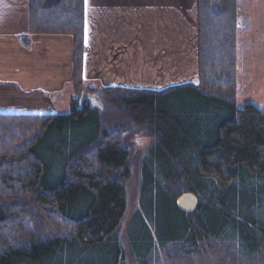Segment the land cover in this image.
Returning <instances> with one entry per match:
<instances>
[{
  "label": "trees",
  "instance_id": "obj_1",
  "mask_svg": "<svg viewBox=\"0 0 264 264\" xmlns=\"http://www.w3.org/2000/svg\"><path fill=\"white\" fill-rule=\"evenodd\" d=\"M85 1L29 0L30 34L72 37V90L85 82ZM197 13L196 83L108 86L101 107L78 99L66 114L0 113V264H77L97 249L104 264H119L129 140L138 135L150 140L140 174L147 188L170 189L181 227L164 245L180 242L188 257L201 240L240 229L239 193L251 196L244 186L264 181V112L236 103L239 0H197ZM184 192L199 198L196 213L177 208ZM250 204L264 213L259 195ZM135 214L126 230L132 240L141 234ZM257 240L244 256L262 250Z\"/></svg>",
  "mask_w": 264,
  "mask_h": 264
},
{
  "label": "rangeland",
  "instance_id": "obj_2",
  "mask_svg": "<svg viewBox=\"0 0 264 264\" xmlns=\"http://www.w3.org/2000/svg\"><path fill=\"white\" fill-rule=\"evenodd\" d=\"M239 4L238 96L236 103L238 107H241L246 102H252L264 112V0H239ZM196 6V0H177L174 12L165 13L166 16L161 14L160 22H156V15L150 18L154 23L146 20L150 21L148 28L155 25L153 35L147 39V41H154V46L149 47L152 46L151 41L150 44H147L145 38L144 53L138 49L135 56V45L127 41V58L123 60L133 63V65L140 64L144 67V73L138 68V74L133 77L129 74L132 69L129 72L127 69L128 81L116 84V86L160 90L181 83H196L198 80ZM129 11V9L124 10L120 18L126 19L131 15ZM136 14L141 17L143 15L140 12ZM133 15L132 13L131 18ZM167 23H170L172 27L175 26V29L172 27L167 29ZM158 24L161 28L156 27ZM145 29L147 31V27ZM123 31L126 30L123 29ZM30 39L31 34L20 37L21 43L28 42ZM147 48L153 52L148 51ZM172 52L175 54L174 58L170 54ZM141 54H143V58H141ZM68 86L71 87V84ZM105 87L107 86L101 82L83 83L77 90L61 94L53 104V112L57 114L69 113L72 102L81 99L83 93L101 99V90ZM83 100L92 104V100L89 98ZM93 105L100 107L96 101ZM129 143L132 147V174L126 182L128 211L119 229L123 249V260L119 264H264V246L260 252L255 255L251 254L250 257L243 254L257 250L261 245V243L258 244L257 239H264V226L263 228L255 226L257 218L264 221V213L255 211L253 207L250 209L252 197L258 195L259 203L264 205V181L244 186L252 191L251 196L243 194L244 192L239 193L238 205L235 206V209L239 210L243 224L238 231L229 228L222 231L218 240H201L196 245L194 254L187 257L180 252V242L164 245L170 237H176L181 233V227L175 224V219H178V216L172 210L173 204L170 201L173 199L170 189L167 190L163 186L147 188L150 184L140 174V160L150 148V140L138 135L130 138ZM134 214L135 225L140 227L141 234L135 233L136 238L132 240L128 238L126 230L129 228ZM229 233L232 237L231 241L226 240L231 239L228 238ZM187 246L185 245L184 249H187ZM102 252L97 249L93 253L79 257L77 264H104L107 258H105L106 254L104 252L102 254Z\"/></svg>",
  "mask_w": 264,
  "mask_h": 264
},
{
  "label": "crops",
  "instance_id": "obj_3",
  "mask_svg": "<svg viewBox=\"0 0 264 264\" xmlns=\"http://www.w3.org/2000/svg\"><path fill=\"white\" fill-rule=\"evenodd\" d=\"M85 3L88 47L85 81L110 86L127 82V69L128 72L132 69L129 74L133 77L138 74V68L143 71L140 64L123 61L127 58V41L135 45V56L138 49L144 53L145 38L150 44L151 40L147 39L153 35L155 26L148 28L150 21L154 23L150 18L156 15V22H160L161 14L174 12L177 0H86ZM127 9L134 14L132 18L131 15L120 18ZM139 12L142 17L136 14ZM195 12L197 20V6ZM29 25V0H0V113H53L58 96L50 100L47 95L61 93L72 81V37L31 34L28 42L21 43V36L30 35ZM167 25V29H171L172 25ZM156 27L161 28L160 24ZM153 43L151 41L149 47H153ZM170 54L174 58V52Z\"/></svg>",
  "mask_w": 264,
  "mask_h": 264
},
{
  "label": "water",
  "instance_id": "obj_4",
  "mask_svg": "<svg viewBox=\"0 0 264 264\" xmlns=\"http://www.w3.org/2000/svg\"><path fill=\"white\" fill-rule=\"evenodd\" d=\"M86 96L91 99L96 98L94 95H89L85 93L82 94V97ZM176 206L180 211L184 213L194 212L199 207V199L197 195L193 192H184L177 198Z\"/></svg>",
  "mask_w": 264,
  "mask_h": 264
},
{
  "label": "flooded vegetation",
  "instance_id": "obj_5",
  "mask_svg": "<svg viewBox=\"0 0 264 264\" xmlns=\"http://www.w3.org/2000/svg\"><path fill=\"white\" fill-rule=\"evenodd\" d=\"M197 211L193 212V213H196Z\"/></svg>",
  "mask_w": 264,
  "mask_h": 264
}]
</instances>
